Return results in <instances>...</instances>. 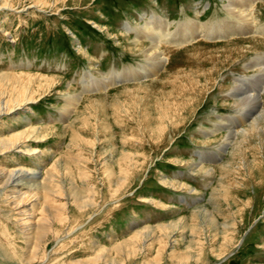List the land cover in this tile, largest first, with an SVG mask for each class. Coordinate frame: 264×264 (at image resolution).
<instances>
[{
    "label": "rangeland",
    "instance_id": "1",
    "mask_svg": "<svg viewBox=\"0 0 264 264\" xmlns=\"http://www.w3.org/2000/svg\"><path fill=\"white\" fill-rule=\"evenodd\" d=\"M5 1L14 6V11L0 10V74L10 73L11 79H0V98L14 100L22 90H27L35 103L28 105L27 111L19 109L11 115L0 116V138L18 135L21 147L36 149L38 153L31 157L24 151L14 150L0 155V166L10 168L17 165L26 170L36 167L45 174L63 173H59L63 181L61 191L64 189L65 192H62L65 195L62 199L66 198L63 213L67 215L66 230L73 232L65 240L64 264H92L102 248L109 249L110 259L120 264H215L217 256L220 257L225 249L219 235L212 238L214 242L209 245L211 238L206 232L202 237L206 242L203 252L197 246L191 249L199 259L185 263L183 260L186 259L178 260L191 243L190 232L201 223L194 212L197 207L214 213L219 223L229 222L228 237L232 238L228 249L236 243L238 245L218 264H264V197L262 190L256 193L258 186L253 188L256 180L252 183L250 173L259 170V165L254 161L249 172L241 171L244 177L238 170L232 171L227 179L228 186H232L229 195L225 197L220 190L218 195L210 198L212 190L217 187L219 165L228 159L230 148L214 158L225 131L206 133L213 129L212 124L219 118L232 124L233 118L240 115L231 105L232 100L225 95L227 88L240 83L238 80H245L243 86L247 87V80L254 82L260 75H256L257 70H246L245 66L264 56L261 34L264 0L257 1L253 8L255 27L252 32L257 29L256 34L242 31L209 41L199 38L179 48L163 45L161 50L168 60L157 74L142 78L140 82L130 79L122 84L115 83L94 93L92 89L82 88L84 76L100 79L114 71L134 73L136 68L146 64L142 52L149 49L150 42L139 35L141 26L150 25L152 20L161 21L169 25L167 29L171 33L183 25H194L195 28L220 23L237 26L238 22L228 17L225 7L230 0ZM33 3L38 8H31ZM136 39L139 40L137 47L133 44ZM253 42L258 43L255 49ZM246 47L250 51L240 56L237 51ZM210 58L215 59L216 65L212 70ZM174 77L183 85L187 77L207 85L198 86L187 98L177 100L180 106L171 110L165 101L173 94L171 88L177 80ZM81 92L83 96L76 109L67 114V98ZM27 129L34 131L22 135ZM75 137L80 141H74ZM250 145H247L246 155H238L236 151L234 159L251 160V152L256 150ZM200 153L203 163L212 164L216 170L212 179L205 180L200 173L191 174L189 166L184 164L189 160L197 161ZM122 156L126 159H120ZM75 157H81L85 163H77ZM256 158L264 161L259 155ZM126 161L127 167H123ZM118 164L123 165L124 173H119ZM253 174L257 179V174ZM119 176H124L120 184L123 186L114 192L115 186L110 181H118ZM101 180L104 187L99 183ZM176 181L193 188L195 194L171 188L170 183ZM257 182L262 183L261 180ZM89 183L92 189L100 192L98 206L75 208V191L87 189ZM228 209H231L230 214H226ZM36 210L38 213L37 207ZM160 224L174 225L172 230L168 228L166 231L171 234V241H175L173 249L167 243L158 250L155 241L148 244L143 254L126 256L116 253L117 243L129 240L139 228L151 226L155 235L164 232L158 227ZM163 241L161 243H166ZM1 264L15 263L6 258Z\"/></svg>",
    "mask_w": 264,
    "mask_h": 264
},
{
    "label": "bare ground",
    "instance_id": "2",
    "mask_svg": "<svg viewBox=\"0 0 264 264\" xmlns=\"http://www.w3.org/2000/svg\"><path fill=\"white\" fill-rule=\"evenodd\" d=\"M257 1H259V0H230L227 2L225 7H226L227 11L229 12L228 17L236 19V22H238L237 26H230V24L220 23V24H218V26H213V27L210 26L208 28H203V27L202 28H195V27H193L194 25L193 26L192 25H183L182 27L181 26L178 27V29L175 33H171L167 29L169 27L168 24L163 23L161 21L152 20L151 24L149 23L150 25L147 24V25L141 26L139 28V30H140L139 35H141L143 38L147 39L150 42L149 49L142 52L144 59H145L144 62H146V64H144V65L142 64L140 67L136 68L134 73L130 72L129 70H127V71L124 70L121 73L120 72L117 73L114 71V72L109 73L108 75H105V76L103 75L104 77H102L100 79H96L91 75H86V76L83 75L84 77L82 78V81H81L82 85L81 86L85 90H90V89L94 90L93 91V93H94L96 90L97 91H104L107 88H109L110 86H114L115 83L117 84V83L121 82V84H122L123 81L128 80V82H129L130 79H133L134 81L140 82V80L142 78H147L150 75L153 76V75L158 73V70L160 68H162L168 60V58L166 57L164 52H162V50H161V47L163 45L169 44V46L171 48H179V47H183V46H185V45H187V44H189V43H191L194 40L199 39V38L209 41L211 39H214V40L219 39L223 36L224 37H231V36L237 35L238 33L242 32V31H245V32L248 31L250 33L254 32L256 34L257 29H255V31L252 32V27L253 28L255 27L253 25L255 22L252 18V14H253V8H254ZM13 7L11 5L7 4L5 0H0V10H5V9L6 10H13L12 9ZM32 7L38 8V5L33 3V6H31V8ZM126 28H128V27H126ZM261 34L264 37V29L261 31ZM138 41L139 40H137V39L135 41H133V44L136 45V47L138 45ZM253 44H255V46ZM253 44L252 45L254 47L253 46L252 47L255 49V47L258 45V43L253 42ZM248 45H250V44H248ZM141 49H143V48L141 47ZM141 49H139V50H141ZM225 51H226V49H225ZM249 51H250V49L246 47L245 49L242 48L237 52L240 54V56H244ZM253 52H254V50H253ZM233 63H231V64H233ZM210 64L212 65V66H210L211 70L214 69L216 66L215 65V59L210 58ZM245 68H246V70H257L256 75H258V74H260V75H258V77L256 79H254V82L251 81V83H250L249 82L250 80H247L249 83V85L247 87L243 86L244 82H246L245 80H242V81L238 80L240 83H238L236 85L232 84L231 86H229L227 88V90L225 91L226 93L224 92L225 95L232 100L231 105L233 107H235V110L239 111L240 115L238 117L233 118V122L230 121V122H232V124L231 123L226 124L227 122L225 123L224 121H229V120H227V119L224 120V119L219 118L217 123L212 124L213 129H211L208 132L206 131V133H210V134H214V133L216 134L219 130H222V129L225 131L224 135H222L221 138L219 139L221 143L217 148L218 153L215 154L214 158L221 156L222 154L225 153V151L227 149L230 148L228 151L229 152L228 159L226 161H224L221 165H219L220 175L217 178V187L212 190L210 198L212 196L218 195L220 190L225 195V197H227L230 193L229 188L232 187V186H228V180L227 179L232 175V173L235 170H238L239 175L241 177H244V175L241 171L244 170V171L249 172L251 170V168L254 167V163L259 165V170H256L255 172H252L253 171L252 170L250 172L252 175V178H251L252 183L254 182V180H256V185L254 184L253 188L255 186H258L256 189V193H258L262 190L263 191L262 194L264 197V161L262 159V162H261L260 160H258L256 158L257 155L261 156L262 158L264 157V56L262 58H259V59L255 58L254 60H252L250 65L249 66L246 65ZM214 71L215 70H213V72ZM181 75H182V73H181ZM10 76H11L10 73L9 74L2 73V74H0V79H3L5 77H10ZM32 77H34V76H32ZM10 79H11V77H10ZM175 79H177V80L173 82L174 87L171 88V91H173V94L171 93V95L168 96L169 98L166 97L167 102L165 101V103L167 105H169L168 108L171 110H173V109L176 110V108L178 107L179 102H177V100H179V99L183 100V99L187 98L190 94L194 93L197 90L198 86H200L202 88L203 86L205 87V85H207L205 83L202 84L199 80H194L193 78L191 79L188 77L185 78L186 81L183 85V84H181V80H179V78H175ZM25 81H28V79ZM53 83L54 82H52V84ZM166 83H167V81H166ZM22 86H24V85H22ZM26 86L28 87V85H26ZM45 86H47L46 80H45ZM142 87H144V86H142ZM254 87H255V89H253ZM21 89H23V87ZM17 90H18V87H17ZM129 90H131V88ZM254 91H255V93H253ZM27 92H29V91H27V90L23 91L22 90L21 93L19 94L20 96H18V97L16 96V99H14V100H2L0 98V116L8 115V114L11 115V113L14 110H19V109L20 110H26V109H28L27 108L28 105L35 103L34 102L35 100L33 101L34 98L32 97L33 98L32 99L31 97H29ZM3 93H5V92H3ZM8 93H10V92H8ZM82 93L83 92H81L79 94L77 93L73 96L70 95V97L67 98V106H66V111H67L66 113L67 114H69L70 112H72L73 110L76 109L75 107L79 104L80 100L82 99V96H83ZM262 93H263V96H261ZM170 98H171V100H170ZM36 100H37V98H36ZM89 100H91V99H89ZM179 108H181V107H179ZM182 109H183V107H182ZM163 110H165V109H163ZM169 113H171V111H169ZM65 116H66V114H65ZM167 116H168V114H167ZM12 117H13V115H12ZM162 117H163V115H162ZM164 121H165V119H164ZM157 123H159V122H157ZM27 125H29V124H27ZM33 131H34V129H30V130L27 129L26 132H24V131L23 132L20 131V132L23 133L22 135H26L28 133L29 134L33 133ZM73 134H75V133H73ZM204 135L209 136L208 134H204ZM35 137H36V135H35ZM41 137H43V136H41ZM18 139H21V137L20 136L18 137V135H11V137L7 138V139L0 138V155L13 152L14 150H17V152L24 151L25 155L31 156V157L35 156L38 153V151H36V149H29V148L27 149L26 146L21 147L22 142H20ZM41 139H43V138H41ZM73 140L74 141H80V139H77L76 137ZM26 141H28V139ZM248 144H251L250 147L254 148V150H256L254 152H251L252 159L248 160L249 158L248 159H246V158L241 159L240 158L239 161L234 159V156L237 153L236 151H238V155H240V154L244 155V153H245V155L247 154V149L249 148V147H247ZM201 155H202L201 153H200V156L198 155L199 158L197 161L189 160V161L185 162L184 164L189 166L188 168L191 169V171L189 170L191 174L196 175V173H200L202 175V177L205 178V180H206V178L212 179L216 173V170L212 166V164H210V163L208 165L207 164L205 165L202 161L203 157ZM207 156H209V155H207ZM122 157H124V156H122ZM122 157H120V159H126L125 157L124 158H122ZM60 158H62V157H60ZM75 159H76L77 163L81 162V161H84V163H85V160H83L81 157H79V158L75 157ZM61 160H63V159H61ZM69 160H70V158H69ZM71 160H72V158H71ZM215 160H217V159H215ZM31 162H33V161H31ZM56 162L59 163V161H56ZM262 164H263V166H262ZM118 165L120 166L119 167V169H120L119 173H121V174L124 173V169L121 167L123 165H120V164H118ZM8 167H10V166H8ZM60 167H61V165H60ZM123 167H127V161L125 162ZM40 171L36 167H35V169L31 168L29 170H26V169H24V167L17 166V165H16V167L13 166L10 168L0 166V264H1V260L6 259V258L13 261L15 264H64V262H65V255H64L65 240H66V237L70 236V234L73 232H71L72 230H66L67 229L66 228L67 227L66 226L67 215L65 213H63V211H65L64 208H66V206H65V203H66L65 199L66 198L64 197V199H62L63 195H64L63 193H65V192H63L64 189L61 191V189L63 187L61 188V185H60L63 182L61 179L62 175L60 177L59 173H61V172L57 173V172L53 171V172L45 174L44 172H42V171L40 172ZM253 173L257 174V176H258L257 179L253 178L254 177ZM61 174H63V173H61ZM123 177L119 176L118 181L117 180L116 181H114V180L110 181L115 186L114 192L117 190L116 188L123 186V184L120 186V184L123 182V180H122ZM63 178H64V176H63ZM225 180H227V183H225ZM257 180H261L262 183L259 184L257 182ZM84 182H85V180H84ZM207 182H209V181H207ZM99 183L102 187H104L103 185H105V183H103L102 180ZM218 183L221 185L219 186ZM65 184H66V181H65ZM90 184L91 183L88 184V186H89V187H87L88 190L84 189V190L77 192L73 189L77 193L74 197L75 201H73V203L75 204V208L76 207L78 208L79 206H80V208H84L86 206L90 207L92 205H93V207L96 208V206H98L97 203H99L98 201L100 199V197H99L100 192L92 189L93 186L90 187ZM86 185H87V181H86ZM170 185H171V188L176 187L182 191H187V194H191V193H192V195L195 194L194 193L195 191L193 192V188L191 189L188 186H186L185 184H182L180 182H177V181L172 182V183H170ZM87 191H88V193H87ZM74 193H73V195H74ZM68 195H70V192L67 193V196ZM183 200H184V198H183ZM63 201H65V203ZM94 201H95V203H94ZM36 207L39 210L38 213H36V211H37ZM194 212L200 218L201 223L197 224L196 227L194 228V230H192L190 232L191 233V238H190L191 243H189L187 245V248H186L187 252H185V254H183V255H179L178 260L181 261L183 259H186V260H183L184 263L187 262L188 260H192V261L196 260L197 261L199 259V256H198V254L193 255L191 249L194 248L195 246H197L200 248V252H203L202 247H203V244L206 242H203L204 239L202 237L203 236L205 237V232H206L209 234L208 237L211 238L210 239L211 241L208 243L209 245L214 242L213 239H215L217 237V235H219L221 237V246L225 250L221 253L220 257L217 256V261L215 262V264H218L219 260L225 259L229 254L233 253L235 251V248L238 246L236 243V244L232 245L230 249H228L229 248L228 245L231 241L230 238H232V237H230V238L228 237V230L227 229H228L230 224L227 221H224L223 223H221V222L219 223L218 220L216 219V217L214 216V213H209L203 207H197L194 210ZM227 213L230 214L231 209H228V212L226 211V214ZM204 221H206V222L204 223ZM175 225H176V223H175ZM173 226L174 225H161L160 224V226H158V227H162L161 229L164 232L161 231V233H159V235H155V233H154L155 231L151 226H149V227L144 226L142 228H139L137 231H135L132 234V237L129 240L126 239V241H122L120 243H117V245L115 246L116 253L120 254V255L126 254V256L135 255V254H143L146 251L147 247H149L148 244L154 243L155 241L158 242V250L162 249L165 246V244H167V243H168V245H170L172 247L173 243L175 241H173V240L171 241V239H170L171 234L166 233V231L168 228H170L172 230ZM184 227H186V226H184ZM233 232H234V230H233ZM70 240H73V239H70ZM77 240H79V239H77ZM163 240H166V243H161V242H164ZM74 242H76V241H74ZM90 244H92V243H90ZM162 244H164V245H162ZM218 244H220V243H218ZM172 249H173V247H172ZM172 249L170 251H172ZM108 250H106L105 248H102V250L98 254H96V255L94 254L95 257L93 256L94 258H93L91 263L92 264H120V263L116 262L114 259H110V254L108 253ZM218 250H220V249H218ZM106 253H108V254H106ZM182 256H183V258H181ZM215 257H216V254H215Z\"/></svg>",
    "mask_w": 264,
    "mask_h": 264
}]
</instances>
